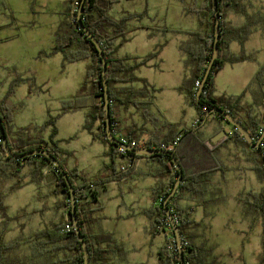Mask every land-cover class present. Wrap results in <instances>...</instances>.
Instances as JSON below:
<instances>
[{
    "label": "crops",
    "instance_id": "0c3cea01",
    "mask_svg": "<svg viewBox=\"0 0 264 264\" xmlns=\"http://www.w3.org/2000/svg\"><path fill=\"white\" fill-rule=\"evenodd\" d=\"M43 1L42 5H39V0H12V10H8L7 1L0 0V100L6 98L9 86L16 76L33 78V86L29 83L21 84L9 98L10 105L15 108V128H30L25 136L49 140L53 128H41L40 125L50 115L57 116L61 113L64 101L80 92L84 85V77L86 79L89 61H85L86 65L80 67L82 76L76 81L74 80L76 78L70 79L71 70H76L73 65L80 62L68 63L61 53L50 55L55 47L56 32L61 22L67 18V0ZM50 2L55 5L53 9L49 5ZM131 2L136 7L121 9L125 3L131 5ZM199 2L201 4L203 0ZM156 7L152 0H118L110 10V16L116 20L129 14L145 12L142 17L127 22V29L132 31L129 40L118 48L115 55L118 59L128 57L143 59L159 51L155 58L136 71L141 80L156 89L153 93L150 88L148 89L153 97L151 99L146 96L130 97L133 101L149 100L153 101V104L142 109L132 103H115L112 110L115 137L124 135L150 144L168 137L169 125L178 126V129L195 128L206 141L215 138L222 131L227 132L220 140L229 138L224 140L217 150V157L223 170L216 172L206 183L201 184L200 193H186L181 201V205L190 211L192 224L189 231L194 236L195 244L202 251L206 250L203 251L207 255L206 260L212 262L210 257L212 252L201 242L202 237L197 229L204 219L210 220L205 214L210 213L208 210L211 202L224 195L228 181L226 171L229 168L234 172L232 177L238 181L246 179L247 170L255 171L262 184L261 190L264 188V182L260 180L256 170L260 158L257 148L239 140L234 135L232 126L225 121L209 116L198 123L197 109L180 91L184 80L192 71L189 57L182 50V45L190 40L189 32L201 31L204 28L199 20V9L196 6L189 9L183 4L184 8H180V14L188 20L189 28L176 30L163 22L166 13L159 14ZM16 11L24 12L25 16L19 19ZM45 21L46 25L43 23ZM196 22L201 25L198 29H195L198 24ZM257 32L258 28L250 35L244 46L238 42L231 45L234 54L244 51L255 60L226 64L215 75L214 80L216 96H242V103L251 110V114L261 119L264 117V76L259 80H256V77L264 67V61L257 60L255 55L257 50H246L253 34ZM119 87L128 90L144 89V84L139 81ZM121 98L129 97L122 94ZM94 103H98V100L88 92L80 103L81 108L63 114L56 125V140L59 146L72 153L71 156L63 158L65 167L68 170L77 169L88 180L113 174V161L108 156V146L94 139L84 128L87 114ZM23 115H26L24 120L20 118ZM97 126L98 123L95 124V127ZM244 160L249 162L246 166ZM2 162L0 159V163ZM114 165L117 173L123 171L122 168L125 167L127 175L107 183L100 189L98 200L101 209L95 212L93 224L95 232L112 235L113 240L102 245L103 249L108 250L107 261L109 264H148L151 259L154 264H159L162 250L168 242L169 232L160 231L153 234L152 220L147 217L145 210L154 204L153 190L160 180L159 175L165 171L163 163L148 156L137 157L133 161L117 157ZM34 169L35 165H26L20 169L23 178L21 187H18L19 182L16 178L7 177L0 170V184L7 182L5 186L9 192H19L28 187L33 197L36 196L40 200V205L30 211L32 214L28 221L32 224L29 226L28 222H23L27 224V228L37 230L29 239L41 231L66 224L68 221L66 207L60 205V202L64 201V194L54 192L56 185L53 166L43 169L45 178L39 184L32 181ZM170 178L171 175L168 173L163 181L167 183ZM50 197L52 200H48ZM221 202L218 200L214 203ZM2 203L0 212L3 206L8 211L5 199ZM200 213H203L204 218L201 219ZM156 235H161L158 244L155 243ZM26 247L28 250L26 254L29 255L28 246Z\"/></svg>",
    "mask_w": 264,
    "mask_h": 264
},
{
    "label": "trees",
    "instance_id": "16d2710c",
    "mask_svg": "<svg viewBox=\"0 0 264 264\" xmlns=\"http://www.w3.org/2000/svg\"><path fill=\"white\" fill-rule=\"evenodd\" d=\"M118 0H67L66 2V19L61 22L55 38V47L52 53H61L68 63L81 61H89L86 71V81L80 92L64 101L61 113L57 116H49V118L40 125L41 128L52 127L53 133L49 140L41 138H32L25 136L26 129H16L14 124L15 108L10 105L9 98L15 94L16 88L23 84L29 83L33 86L34 79L30 77L16 76L12 80L8 94L5 99L0 100V120L2 122L5 134L8 138L9 145L17 154H25L35 150H47L51 155L57 158L67 173L70 182L73 186L75 198L77 201V217L79 220L80 233L84 237L85 242L90 251V264H109L107 261V249H103L102 245L111 242L112 235L105 232H95L93 224L95 222L94 214L101 209L98 195L100 189L113 180L120 179L127 175L126 171L117 173L114 161L117 157L133 159L138 156L131 151H127L126 155H121L118 152V145L112 143L106 132L105 109H104V86L102 78V58L94 45L87 37L83 29L80 28L77 15L78 11L84 4V13L82 16L84 25L91 31L95 38L100 42L105 53L108 63V86L110 91V107L111 115L115 103H132L138 108H145L152 105L153 101L138 102L131 100L130 97L146 96L153 97L151 92L156 89L150 87L146 81L141 80L136 71L139 67L146 65L151 59L158 55V50L143 58H124L118 59L115 55L118 48L129 40V34L132 30L127 29V22L131 19L142 17L143 13H135L126 15L120 20H116L110 16L112 6ZM244 0H218L219 18L221 22V39L219 42L220 52L219 57L215 61L211 75L207 80L201 99H197V92L200 87L196 86L199 81L202 83L206 70L212 58L215 26L217 22L216 12L214 9L213 0H203L199 7V20L203 25L201 31L190 32V40L182 45V50L189 57V64L192 67L191 74L186 78L180 87V91L186 95L188 101L194 105L198 111V123L203 122L209 116L216 117L228 123L221 115L210 113L211 106H217L225 112L231 114L243 127L250 133L254 142H258L261 137V132L264 129V117L258 119L251 114L242 103V96H216L215 75L219 73L226 64L239 63L244 61H254L252 55L241 52L234 54L231 51L233 42L244 44L249 39L250 35L258 28V25L263 22L264 16H260L258 21L254 20L245 4ZM241 14L247 20L243 26L234 27L225 21L228 13ZM254 20V21H253ZM264 28V26H263ZM167 30V29H164ZM264 76V67L260 70L256 80ZM143 82L144 89L120 88L123 84H133L135 82ZM1 83V81H0ZM90 92L93 97L98 100L90 107L87 114V119L84 128L88 130L94 139L108 146V156L112 159L113 174L109 176H100L93 180H88L83 177L77 170H68L64 164V157L71 156L72 153L59 146L57 136V122L60 117L72 110L81 108L80 103ZM126 94L129 98L122 99L121 95ZM149 117V116H148ZM98 126L95 127V124ZM229 124V123H228ZM231 125V124H229ZM234 135L244 144L250 145L241 133L231 125ZM112 129L115 130L114 120L112 116ZM170 138V140H168ZM225 137L222 140L214 143L212 139L209 141L203 140L198 130L195 128L178 129V126L169 125V136L159 142H150L148 147L161 150H169L175 154V157L183 170V180L176 193L170 200L169 208L172 214L178 220V225L182 233V243L186 264H214L206 260L207 255L194 242V236L189 231L192 224L190 219V211L181 205L186 193L198 194L199 186L206 183L216 172L223 170V166L217 157V150L222 145ZM177 139H179L177 141ZM177 141V144L174 143ZM251 146V145H250ZM260 158L258 167L256 168L258 176L264 182V140L256 149ZM162 161L164 172L160 174V180L153 190L154 204L145 210V214L152 220V233L160 231H168L169 238L165 247L162 250L159 264H181L180 255L176 244L175 235L171 227L169 218L164 209V201L169 193L174 188L175 182L178 179L179 171L173 163L170 156L154 155L149 156ZM0 170L7 177L12 176L19 182L18 187L23 184L20 169L26 165H35L32 174V181L36 184L44 180L45 174L43 169L50 166V161L42 156L29 157L23 160H17L6 155L3 148L2 136L0 133ZM52 166V165H51ZM54 168V167H53ZM55 179V193L64 194V201L60 205L66 207L68 221L66 224H59L52 229H46L34 235L27 241L13 240L7 243H0V264H84V253L77 232L72 229L66 232L67 225L72 224V206L69 188L63 176L53 169ZM170 174L171 178L166 183L163 181L166 174ZM4 196L0 195V204ZM253 200L250 203V211L262 219L263 223V246H264V188L260 193L248 194V200ZM1 214L6 215V208L2 207ZM22 245H27L29 255L17 261L7 257L9 252L19 249ZM264 264V262L262 263Z\"/></svg>",
    "mask_w": 264,
    "mask_h": 264
},
{
    "label": "rangeland",
    "instance_id": "374dc122",
    "mask_svg": "<svg viewBox=\"0 0 264 264\" xmlns=\"http://www.w3.org/2000/svg\"><path fill=\"white\" fill-rule=\"evenodd\" d=\"M6 1L9 6L8 10H12V0ZM43 2V0H39V5H42ZM152 2L153 5L157 6L156 11L159 14L166 13V18L164 17L163 22H166L169 27L176 30L189 28L187 24L188 20L180 14V8H184L183 4L189 9L190 7L195 8V6L197 9L200 7L199 0H152ZM132 3L131 5H128L130 3H125L126 5H123L121 9L128 10L129 8L136 7ZM243 4H245L248 13L254 16L255 21H258L260 16H264V0H244ZM49 5L52 9L55 7L53 2H50ZM121 9L119 8L120 11ZM15 13L19 19L23 15L25 16L24 12L16 11ZM40 21L42 22L41 18ZM225 21L231 26L240 27L247 20L241 14L231 12L228 13ZM43 23L46 25L47 21ZM263 26V22L258 25V32L253 34L246 46V50L248 51L257 50L255 55L259 62L264 61ZM195 27V29H198L201 25L198 23ZM86 62L83 61L82 63L73 65L76 67V70H71L72 75L70 79L76 78L74 80L77 81L81 78L82 70H80V67L85 66ZM84 80L86 81L85 77ZM67 93H69V88L67 89ZM20 118L24 120L26 115ZM243 163L246 166L249 162L244 160ZM226 175L228 181L224 188V195L218 199L216 198L217 201H214L218 202L220 200L222 202L220 204L211 202L210 209L208 210L210 213L205 214V216L210 217V220L204 219L201 226L197 229L202 237L201 242L207 250L212 252L210 257L214 264H262L264 262V246L262 243L263 223L259 216L250 211V203L253 200H248V194L261 192L262 184L259 182L255 171L247 170L246 179L242 181L235 180L232 177L234 176V172L231 168L226 171ZM5 184L4 182L0 184V195L1 197L4 196L3 198L9 210L4 216L0 213V243H7L13 240L27 241L37 231L27 228V224L29 226L32 224V222L29 223L28 221V218L30 219L31 217L30 214H32L30 211L40 205V200L36 196L33 197V193L28 187L19 192L11 193ZM48 200H52V198L50 197ZM24 209L26 211H23ZM200 216L201 219L204 218L203 213H200ZM155 238V243L158 244L161 235H156ZM26 250V245H22L19 249L9 252L7 257L21 261L26 257L25 255L28 256V253L26 254L28 250ZM148 264H154V261L149 259Z\"/></svg>",
    "mask_w": 264,
    "mask_h": 264
},
{
    "label": "water",
    "instance_id": "95a60500",
    "mask_svg": "<svg viewBox=\"0 0 264 264\" xmlns=\"http://www.w3.org/2000/svg\"><path fill=\"white\" fill-rule=\"evenodd\" d=\"M213 4H214L215 12H216V17H217V22H216V26H215L214 48H213L211 61H210L209 66L206 70V73H205L204 79L201 83V86L197 92V99L198 100L201 99V95H202V92L204 90V86H205L207 80L209 79V77L211 75L213 66L215 64V61L218 59L219 52H220L219 42L221 39V29H220L221 22H220V18H219L218 0H213ZM83 13H84V4H82L81 8L78 11V15H77L78 23H79L80 28L83 29V31L87 35V37L94 43V45L96 46V48H97V50H98V52L102 58V68H103L102 78H103V86H104V100H105L104 109H105L106 132H107L109 140L112 143L119 144V141L115 137V135L113 133V129H112V115H111V107H110L111 99H110V91H109V86H108V79L106 77L107 72H108L107 59H106L105 53L103 51V48H102L100 42L95 38V36L91 33V31L84 25L83 19H82ZM209 112L221 115L229 124L233 125L241 133V135L245 138V140L253 148H258L261 145L262 141L264 140V129H263V132L261 134L259 141L254 142L250 133L231 114L225 112L224 110L220 109L217 106H211ZM0 133L2 136L3 148H4L6 155L8 157H11V158H14L17 160H23L25 158L36 157V156L45 157L46 159H48L50 161V165H52L54 167V169H56L57 172L63 176V178L65 179L66 184L69 188V192H70L71 206H72V210H71V212H72V224H73L75 231L77 232L78 239L80 240L81 245H82V249H83V253H84V264H90V251H89V248L85 242L84 237L80 233L79 220L77 217V201L75 198L74 189H73V186L70 182V179H69L67 173L65 172L64 168L62 167L61 163L57 160L56 157L51 155L47 150H35V151L25 153V154L15 153L9 145V141H8V138L5 134V130L3 128L1 120H0ZM226 135H227V132L222 131L217 136H215V138H213L212 140H213V142L216 143L223 136H226ZM129 151L135 153L138 156H148V157L154 156V155L170 156L173 160L174 165L176 166L177 170L179 171V176H178L177 181L175 182L174 188L172 189V191L169 193V195L167 196V198L164 201V209L167 213V216L169 218L171 227H172L174 235H175L176 244H177V248H178L179 255H180V262H181V264H186V260H185V256H184L183 243H182V233L180 231L179 225L176 223V221L174 219L172 211L169 208V202L176 195V193H177V191L181 185V182L183 180V170H182L180 164L178 163V161L175 157V154L172 151L161 150V149H156V148H140V149L129 148Z\"/></svg>",
    "mask_w": 264,
    "mask_h": 264
},
{
    "label": "built area",
    "instance_id": "2783aa9c",
    "mask_svg": "<svg viewBox=\"0 0 264 264\" xmlns=\"http://www.w3.org/2000/svg\"><path fill=\"white\" fill-rule=\"evenodd\" d=\"M196 86L200 87L201 86V83L198 81L196 83ZM113 133L115 135L116 131H113ZM117 139L119 141V144H117L118 145V152L121 155H126L127 154V151H129V148H132V149H140V148H144L146 146L148 147V145H149L147 143H144V142L142 143L140 141L134 140V139L129 138V137L124 136V135H120L119 137H117ZM178 140L179 139H177V141ZM177 141L174 143L175 145L177 144ZM168 151H171V147L169 148ZM122 170L124 171V170H126V168L123 167ZM174 219H175L176 223L178 224V220L176 219L175 216H174ZM72 229H74L73 225H67L66 226V232H70Z\"/></svg>",
    "mask_w": 264,
    "mask_h": 264
}]
</instances>
